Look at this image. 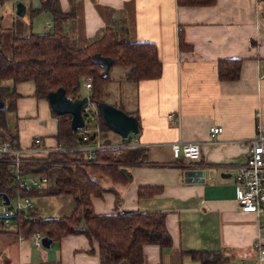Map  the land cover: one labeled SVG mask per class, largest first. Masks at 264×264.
<instances>
[{
	"label": "crops",
	"instance_id": "0c3cea01",
	"mask_svg": "<svg viewBox=\"0 0 264 264\" xmlns=\"http://www.w3.org/2000/svg\"><path fill=\"white\" fill-rule=\"evenodd\" d=\"M40 4L41 0L33 7L30 1V8ZM58 5L65 12L73 7L64 30L79 45L97 38L109 25L132 41L154 43L162 63L159 77L126 80L130 82L126 94L110 102L137 117L139 130L128 134L126 141L133 148H144L146 160L122 166L127 172L124 183L102 179L106 189L92 196L94 211L113 213L118 195L120 209L166 212L171 244L167 248L143 245L144 264H199L190 256L191 250L231 251L236 258L229 264H264L254 250L258 240L264 241V211L239 208L234 178L249 139L257 129L264 130V0H216L211 5H178L176 0H58ZM38 14H44V24L48 21L52 26L49 11ZM28 27V32H38ZM179 32L187 44L184 48L178 45ZM219 58H240L239 77L219 79ZM109 77L115 78L111 69ZM6 83L17 92L15 122L12 117L7 122L18 145H29L35 135L54 143L57 119L51 118L46 98L34 95L31 81ZM212 124L223 127L215 137L208 131ZM174 141L201 142L199 160L174 159L170 148ZM188 168L202 169L204 179L185 180ZM146 185L162 188L151 197L138 198V187ZM33 205L37 213L42 210L34 201ZM66 206L57 215H68L73 199ZM12 228L13 224L8 227ZM97 247L96 240L80 233L65 235L47 248L35 247L32 236L2 233L0 264H100Z\"/></svg>",
	"mask_w": 264,
	"mask_h": 264
},
{
	"label": "trees",
	"instance_id": "16d2710c",
	"mask_svg": "<svg viewBox=\"0 0 264 264\" xmlns=\"http://www.w3.org/2000/svg\"><path fill=\"white\" fill-rule=\"evenodd\" d=\"M215 1L176 0L178 5H211ZM41 11H49L52 15L50 30L13 34L9 53L0 49V100L4 102L0 107V140L8 136L15 145H18L17 138L8 130L6 110L15 109L17 92L7 85L6 80L13 83L31 81L34 95L40 98H46L47 92L57 87H63L66 95L75 97L83 80L91 77L89 98L96 103L105 101L101 95L104 85L111 80L109 70L112 66L126 67L123 78L134 82L157 78L162 72V63L154 43L132 41L128 36L119 34L114 27L106 25L97 38L81 46L64 30V21L73 15V7L65 12L60 9L58 0H41L39 7L29 9V15L33 16ZM178 45L181 48L187 46L182 32H179ZM95 54L112 59L105 76L101 75L102 66ZM241 62L240 58H219L218 78H238ZM52 113L57 117L55 141L69 145L76 143L78 129L70 128V116L62 122L59 115ZM96 121L99 126L109 129L99 112ZM121 139L126 141V137ZM104 141L110 142L109 138ZM145 160V149L133 147L123 148L118 155L114 154L113 148L102 149L92 162L83 161L74 151L50 152L46 157L25 161L22 165L25 173L45 174L47 177L53 175L51 185L44 190L11 187L7 172L8 161L6 156H0V191H5L9 197L17 193L36 197L45 191L70 195L74 202L68 215L41 217L34 207L27 211L26 216L18 212L12 218V229L4 228L0 217V234L30 237L33 232L40 231L52 241H59L65 235L80 233L90 240H96L100 264H118L121 260H126L129 264H144L143 245L158 244L167 248L171 244V236L165 224L166 212L120 209V199L116 195L115 211L97 214L91 198L105 191L102 179L124 183L126 177L121 172L122 166ZM161 188L160 185L139 186L137 197H151L159 193ZM189 254L199 264H229L236 258L231 251L225 254L215 250H191Z\"/></svg>",
	"mask_w": 264,
	"mask_h": 264
},
{
	"label": "built area",
	"instance_id": "2783aa9c",
	"mask_svg": "<svg viewBox=\"0 0 264 264\" xmlns=\"http://www.w3.org/2000/svg\"><path fill=\"white\" fill-rule=\"evenodd\" d=\"M1 5V0H0ZM45 24L48 26L49 22ZM264 76V69L261 72ZM83 82L85 88L84 94L88 96V102L82 106V114L84 115V126L78 128L77 139L74 144H63L55 141L48 144L43 136L35 135L31 138L29 145L19 146L7 136L0 140V156H6L8 161L7 172L8 180L11 187L16 189L29 188H46L48 177L45 174L25 173L22 165L25 161H33L37 158L46 157L50 152L54 151H74L79 154L85 162L95 160L98 151L107 148H113L114 154L121 153L123 148L132 147L130 142L121 140L120 142L105 143L107 137L99 136V125L96 118L98 110L94 102L90 101L89 89L91 87V77H87ZM78 93L77 96H82ZM168 117L175 122L176 117L173 113H169ZM220 124H212L209 126L210 137H215L222 131ZM127 137V136H126ZM201 142L197 141H174L171 142L170 148L174 159L184 158L190 162L199 160L201 156ZM235 194L236 202L242 211L259 212L264 211V130L257 129L255 134L248 141L247 154L243 162L238 166L235 176ZM0 191V205L2 206L0 217L1 224L4 228H8L12 222V218L18 212H22L26 216L27 211L34 207L33 197L28 195L16 194L13 197L7 195L8 203ZM34 246L41 248L43 234L40 231L32 233ZM257 260H264V241L258 240L254 244ZM243 262V261H242Z\"/></svg>",
	"mask_w": 264,
	"mask_h": 264
},
{
	"label": "rangeland",
	"instance_id": "374dc122",
	"mask_svg": "<svg viewBox=\"0 0 264 264\" xmlns=\"http://www.w3.org/2000/svg\"><path fill=\"white\" fill-rule=\"evenodd\" d=\"M18 1H21L25 4L26 12L22 15L16 14V3ZM30 1H32V6H36L39 3V0H4L3 5H0V14L3 16L2 20L0 21V49L4 50L6 53H9V43L11 40V37L13 34H26L29 33V27L33 31L43 32L46 30H50L51 26L48 27L44 24V14H38V15H29V9H30ZM47 17V16H46ZM28 24V25H27ZM127 68L124 66H112L111 67V77H115L114 80L109 81L106 84L105 91L102 92L101 98L106 99V102L109 101L113 102L116 101V98L120 97L123 94H126V89L128 88V84L130 82L126 81L121 74L126 72ZM115 75H120L116 77ZM85 78L83 80L86 81ZM132 86V85H129ZM79 93H85V88L83 84L78 88ZM87 92V91H86ZM88 93V92H87ZM51 110V109H50ZM49 114L51 118L57 119V117L49 111ZM61 117L62 122L68 118V114L59 115ZM6 117L10 124V117L13 118V121L15 122V114H12V110H6ZM70 120V119H69ZM99 136L102 138H112L113 141L121 140V137L119 134L114 132L111 129L104 128L103 126H99ZM132 134V133H131ZM115 136V137H114ZM46 138H52L51 136H45ZM53 175H50L48 177V182L46 187L50 186L52 183ZM45 190V188H44ZM51 193H47L45 191H42L40 196L41 200L37 199L40 196L33 197V201L36 205L39 206L40 214H38L41 217L44 216H52L61 214V211L63 209L68 208L66 205L71 203V197L64 196L57 198L56 195H50ZM43 195V196H42ZM63 206V207H62ZM1 210V209H0ZM45 248V247H44Z\"/></svg>",
	"mask_w": 264,
	"mask_h": 264
},
{
	"label": "water",
	"instance_id": "95a60500",
	"mask_svg": "<svg viewBox=\"0 0 264 264\" xmlns=\"http://www.w3.org/2000/svg\"><path fill=\"white\" fill-rule=\"evenodd\" d=\"M25 4L21 1L16 3V14L22 15L25 12ZM100 66H102L101 75L105 76L112 64L110 57H102L95 54ZM46 100L52 112L57 115L68 114L70 116V128L77 130L84 126V115L82 114V106L88 102V96L83 94L82 96L71 97L65 94L63 87H57L50 90L46 94ZM4 105V102L0 100V107ZM98 112L101 114L103 121L109 127L121 137H126L128 134H136L139 130L138 119L134 114L128 113L121 107L108 103L106 101H99L95 103ZM121 172L127 176V172L121 168ZM185 180H203L204 171L202 169L188 168L184 171ZM5 197V202L8 203L7 195L1 192ZM42 245L47 248L50 246L52 240L46 236L42 237Z\"/></svg>",
	"mask_w": 264,
	"mask_h": 264
}]
</instances>
